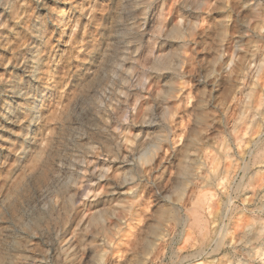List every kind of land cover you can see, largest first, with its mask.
Masks as SVG:
<instances>
[{
	"label": "rangeland",
	"instance_id": "1",
	"mask_svg": "<svg viewBox=\"0 0 264 264\" xmlns=\"http://www.w3.org/2000/svg\"><path fill=\"white\" fill-rule=\"evenodd\" d=\"M118 1L0 0V264H264V0Z\"/></svg>",
	"mask_w": 264,
	"mask_h": 264
},
{
	"label": "bare ground",
	"instance_id": "2",
	"mask_svg": "<svg viewBox=\"0 0 264 264\" xmlns=\"http://www.w3.org/2000/svg\"><path fill=\"white\" fill-rule=\"evenodd\" d=\"M125 5V3H124V1L123 0H119L118 1V5L121 7L122 5ZM263 77V76H262ZM262 83V82H261ZM259 92V91H258ZM83 95V94H82ZM246 116V115H245ZM240 129V128H239ZM252 133H253V131H252ZM99 139V138H98ZM101 139V138H100ZM110 144L109 143H107V142H105L104 144H103V147H104V149H105V151H110ZM84 147V146H83ZM258 152V151H257ZM260 152V151H259ZM114 154V153H113ZM261 154V153H260ZM112 156V155H111ZM114 156H115V154H114ZM252 159V158H251ZM235 161V160H234ZM126 164V163H125ZM233 164V163H232ZM127 165V164H126ZM57 171L60 173V176L62 177V178H64V184H66V185H68V186H70V183L71 182H73V181H75V178L73 177V175H74V172H66L65 171V168H64V166H63V164H57ZM65 171V172H64ZM100 177H99V180L100 179H102V178H104L105 179V177H104V175H99ZM68 186H66V188L65 189H68ZM122 189V188H121ZM130 189V188H129ZM71 198V197H70ZM61 200V199H60ZM62 204H61V206L59 207V209L61 210V212L62 213H68L69 212V209H68V207L67 206H65L64 204H65V200H63V198H62ZM124 203V202H123ZM60 205V204H59ZM101 217V216H100ZM96 220V219H95ZM197 220V219H196ZM93 222V221H92ZM261 222V221H260ZM263 222V221H262ZM261 222V223H262ZM87 223H89V220L87 221ZM211 223H212V221H211ZM244 224V223H243ZM93 225H95V224H93ZM204 226V225H203ZM263 226H264V224H263ZM204 228V227H203ZM215 229V228H214ZM261 229H262V227H261ZM236 233H238V232H236ZM260 233V232H259ZM224 242V241H223ZM227 242V241H226ZM230 242V241H229ZM231 243V242H230ZM8 244H10V246H12V249L11 250H13L14 248H15V243H14V241H8ZM222 244V243H221ZM229 246V245H228ZM7 249V248H6ZM262 248H260V251H262L261 250ZM252 250V249H251ZM260 251H258V252H260ZM87 252H89V251H87ZM257 252V251H256ZM7 253H9V252H7ZM251 256H252V254H251ZM104 258H106V257H104ZM69 259L70 260H72L73 259V257H69ZM201 262H202V260H197L194 264H201ZM6 263H8V262H6ZM104 263V259L103 258H101L100 260H99V263L98 264H103Z\"/></svg>",
	"mask_w": 264,
	"mask_h": 264
}]
</instances>
